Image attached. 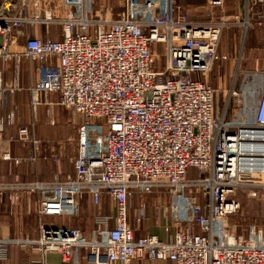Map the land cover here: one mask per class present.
Here are the masks:
<instances>
[{
  "label": "built area",
  "instance_id": "2783aa9c",
  "mask_svg": "<svg viewBox=\"0 0 264 264\" xmlns=\"http://www.w3.org/2000/svg\"><path fill=\"white\" fill-rule=\"evenodd\" d=\"M53 1L57 8L48 7ZM210 2L221 8L214 22L193 20L174 0H125V18L115 21L93 17V0H1L0 57H9L13 34L26 26L61 27L60 40L24 35L19 54L42 64L30 89L33 105L57 94L85 122L75 174L0 188L40 194V214L50 216L76 212L84 193L95 206L107 194L116 214L98 215L91 238L76 228L42 227L38 239L17 237L14 216L0 214V261L8 247L20 246L43 256L57 252L65 264H264L262 229L247 238L227 233L228 218L240 208L232 195L251 188L264 198V71L238 69L232 111L228 100L214 115L215 88L202 78L222 57L221 31L239 25L241 12L239 0ZM255 2L253 24L264 25V0ZM249 20L248 10L246 27ZM18 133L32 139L25 125ZM190 169L199 176L190 179ZM167 188L177 231L167 240L136 237L130 199Z\"/></svg>",
  "mask_w": 264,
  "mask_h": 264
},
{
  "label": "crops",
  "instance_id": "0c3cea01",
  "mask_svg": "<svg viewBox=\"0 0 264 264\" xmlns=\"http://www.w3.org/2000/svg\"><path fill=\"white\" fill-rule=\"evenodd\" d=\"M210 1L176 0L175 3L182 6L184 12L189 13L193 20L206 22L200 19H214L219 16V7L211 5ZM253 6L254 0H240V12L247 13L249 10L251 19L258 17ZM48 7L57 8L58 5L53 1ZM60 9L62 10V7ZM256 27L253 29L261 27V71H264V25ZM26 34L53 40L62 37V29L57 25H52L49 29L42 25L35 28L26 26L13 34L12 53L9 57H0V120L3 122L0 126V186L13 185L18 181H52L55 175L63 180L67 175L75 174L74 162L79 152L78 142H74V126L81 125L80 118L75 116V121L67 119V108L60 104V98L55 94L45 97L38 106L33 105L30 89L38 78L42 64L19 54L24 49ZM250 37L248 35L245 38L243 45L248 41L249 46L252 42ZM241 55L242 60L239 59L238 66L236 65L229 75V79L232 78L230 86L237 70L244 71L243 52ZM11 115L14 123L8 124L7 119ZM23 124L30 129L32 139L29 141L18 138L19 126ZM170 197L167 190L159 189L148 194H135L131 198L128 224L136 237L154 235L161 240H167L175 232L171 223L172 217H169L172 212H165L163 206V203L170 201ZM40 200L38 193L0 188V214L14 216L13 224L17 237L38 239L41 236V228L47 226L76 228L83 230L86 237L91 238L92 231L96 229L98 215L114 218L116 214L115 204L107 194H103L100 204L95 206L90 193H84L79 199L77 211L61 216L40 214ZM141 211L144 215L138 220ZM113 223L112 220L111 225ZM86 253V250L80 252L82 262L86 261ZM40 260L43 264H65L57 252H49L43 256L34 248L20 246L8 247L6 258L1 260L0 264H38ZM128 264L174 263L165 260L135 259Z\"/></svg>",
  "mask_w": 264,
  "mask_h": 264
},
{
  "label": "rangeland",
  "instance_id": "374dc122",
  "mask_svg": "<svg viewBox=\"0 0 264 264\" xmlns=\"http://www.w3.org/2000/svg\"><path fill=\"white\" fill-rule=\"evenodd\" d=\"M239 3H240V0H239ZM253 7L255 9L257 7L255 0H254ZM125 10H126L125 0H93V4L91 8L93 17L102 18L105 21H115V20H120L121 18L122 19L125 18ZM218 10H219V16L215 17L214 19L207 18V20H204V19H200V20L206 21V22L216 21L217 18L218 19L220 18L221 8L219 7ZM246 15H247L246 12L241 13V16H240L241 21L239 25H229L221 31L220 44H219L218 51H219L220 56L226 57V58L224 59L221 57L220 61L217 62L216 66L212 68L210 73L206 75L204 78H202L204 82H207L208 84H210L211 86L215 88L213 104H214V115L216 117L218 116L220 117V114L223 111V109L226 107L228 100H229V112L232 111L234 107V96L230 97V92L236 85L232 83V85L230 86L229 82L231 81L232 78L229 79V75L231 71L234 70L238 62H240L239 59L242 60L241 52H243V66H244V67L242 66L243 67L242 70L244 71H257L258 70L259 72L261 71V27H259L260 29H253L256 27V25L253 24V20L250 17H249L250 19L249 21L251 22V24H248V26L246 27L245 26ZM247 30H248V33H246ZM246 35L251 36L250 39L252 40V42L249 43V46H247L248 41L244 43L243 45V42L246 41L245 39L247 37ZM60 39L61 38H57L53 40H60ZM159 50H160V47H159ZM234 79H233V82H234ZM55 95L59 97V95L57 94ZM63 107L67 108V111H68L67 119L71 118V120L73 119L75 121L76 119L74 117L76 116L80 118L81 125L83 122H85V116L80 114L78 111L68 108L66 106H63ZM23 125L27 126L26 124H23ZM81 125H79V127L74 126V135H75L74 142L75 143L79 142L78 141L79 140V130H80ZM78 149H79V143H78ZM198 176L199 174L197 170L195 169L189 170L188 177L190 179H195ZM154 190H159V189H154ZM154 190H152V192ZM166 190L169 192L171 197H170V201L168 200L166 201V203H163V206H165V208L164 207L163 208L165 212L167 210L169 212H173L171 211L172 192L170 191V188L169 189L167 188ZM24 191L29 193L27 190H24ZM253 192L254 190L251 188H244V189L238 190L236 195H232V197H235L236 199L239 200L240 208L236 213L232 214L228 218L227 233L229 235L247 238L250 235V231L254 227H256L257 229H262L264 232V198L261 197L260 195L259 196L252 195ZM256 192H258V194L259 193L262 194L260 190H256ZM139 193L140 192L137 191L136 193H134V195L139 194ZM172 215L173 213L169 217L171 218ZM45 227L46 228H59V227H47V226ZM170 228H168V230ZM174 228H175V231H177V227H174ZM82 232L84 231L82 230Z\"/></svg>",
  "mask_w": 264,
  "mask_h": 264
},
{
  "label": "water",
  "instance_id": "95a60500",
  "mask_svg": "<svg viewBox=\"0 0 264 264\" xmlns=\"http://www.w3.org/2000/svg\"><path fill=\"white\" fill-rule=\"evenodd\" d=\"M0 4H1V0H0Z\"/></svg>",
  "mask_w": 264,
  "mask_h": 264
}]
</instances>
